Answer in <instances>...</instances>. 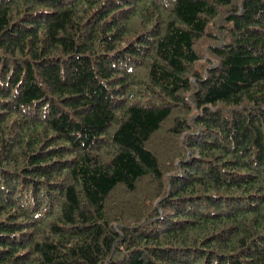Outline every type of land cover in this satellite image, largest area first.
<instances>
[{
    "label": "trees",
    "instance_id": "obj_1",
    "mask_svg": "<svg viewBox=\"0 0 264 264\" xmlns=\"http://www.w3.org/2000/svg\"><path fill=\"white\" fill-rule=\"evenodd\" d=\"M0 264H264V0H0Z\"/></svg>",
    "mask_w": 264,
    "mask_h": 264
}]
</instances>
